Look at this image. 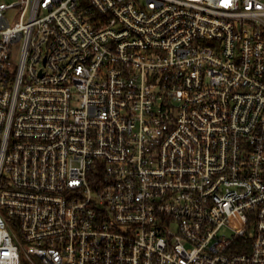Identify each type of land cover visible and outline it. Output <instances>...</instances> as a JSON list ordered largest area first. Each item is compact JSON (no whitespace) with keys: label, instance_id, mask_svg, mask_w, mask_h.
Returning a JSON list of instances; mask_svg holds the SVG:
<instances>
[{"label":"built area","instance_id":"obj_1","mask_svg":"<svg viewBox=\"0 0 264 264\" xmlns=\"http://www.w3.org/2000/svg\"><path fill=\"white\" fill-rule=\"evenodd\" d=\"M0 264H264V0L0 2Z\"/></svg>","mask_w":264,"mask_h":264},{"label":"rangeland","instance_id":"obj_2","mask_svg":"<svg viewBox=\"0 0 264 264\" xmlns=\"http://www.w3.org/2000/svg\"><path fill=\"white\" fill-rule=\"evenodd\" d=\"M18 0H0V2H4V3H15ZM18 6H15V9H17ZM18 59H19V53L15 52L12 54V58H11V64L14 66L18 65Z\"/></svg>","mask_w":264,"mask_h":264}]
</instances>
